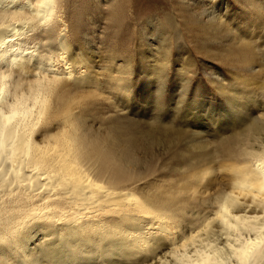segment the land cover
I'll return each mask as SVG.
<instances>
[{"label": "bare ground", "instance_id": "1", "mask_svg": "<svg viewBox=\"0 0 264 264\" xmlns=\"http://www.w3.org/2000/svg\"><path fill=\"white\" fill-rule=\"evenodd\" d=\"M91 1L0 0V264H264V62L229 63L208 111L194 106L196 129L106 115L95 99L104 82L130 92L132 57L81 35ZM238 3L264 13V1ZM227 17L234 43L242 21ZM153 20L147 67L162 84L172 48ZM24 27L42 47L14 42Z\"/></svg>", "mask_w": 264, "mask_h": 264}, {"label": "rangeland", "instance_id": "2", "mask_svg": "<svg viewBox=\"0 0 264 264\" xmlns=\"http://www.w3.org/2000/svg\"><path fill=\"white\" fill-rule=\"evenodd\" d=\"M93 1L88 3L91 6L87 5L85 14L82 16L81 35L86 40L89 39L91 44L96 45L104 55H119L118 59L121 61L124 56L130 57V59L132 57L130 61L132 74L123 82V84H128L130 92L123 90L118 83L113 87L108 84V87L104 82L105 92L97 95L95 99L99 100L98 103L104 107L103 111L107 110L106 115L128 117L140 123H152L155 120H160L165 125H175L180 128L184 127V129L195 128L192 126L194 125L192 114L194 106L198 104L205 112L208 111V103L213 96V87L216 84L214 79L224 76L229 63L236 64L238 62L236 58L248 57V55L252 57L256 69L264 62V13L259 11L262 15H257L253 12L244 13L246 9L243 12L239 11L243 8V6H239V0H134V3L133 0ZM117 1H121L122 8L118 24L113 25L112 14L115 12L111 8ZM147 6L153 10L146 12L145 7ZM232 13L240 16L239 19L243 22H241L243 29H241L242 27L235 28V37L232 36L234 43L227 38L224 31L226 24L230 25L227 16ZM213 15L217 16L215 18L217 22H221L217 26V36L214 37L210 23ZM63 16L64 14L61 12V20H67ZM258 16L261 17V20L254 24L253 20ZM152 18H154V22L162 25L161 29L163 27L166 29V38L170 42L168 46L172 48V51L169 52V62L165 68L166 75L162 84L156 81V76L151 75L147 67V51L152 48L155 53L159 45L158 34L155 33L152 25L145 30L149 31V36L142 29L144 23L142 21H149ZM169 20L174 21V27L169 28L167 24ZM158 22H162V24ZM250 23L253 24L250 25ZM67 29L69 30V26ZM37 30V28L30 30L29 27L19 28L22 35H19L20 32L12 37L16 38L15 43L25 37L27 51H36L40 44L33 42L35 40L32 38L35 35L31 37L29 32L32 31L31 34H36ZM68 30L66 34L69 33ZM246 31L249 35L244 34ZM247 47H249L248 50ZM0 62L2 64V61ZM158 84H161L160 93L155 92ZM216 93H218V100H222L223 96L218 91ZM159 108L162 109L159 110ZM108 110L110 111L108 112ZM182 114L183 117H180ZM159 150L160 146L156 151ZM222 177L223 174L215 172L214 178L221 181ZM157 183L160 181H156ZM214 183L217 184L215 188H218V180ZM203 186L210 187L206 180L200 185L202 189ZM194 199L192 200L195 201Z\"/></svg>", "mask_w": 264, "mask_h": 264}]
</instances>
